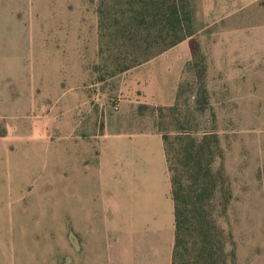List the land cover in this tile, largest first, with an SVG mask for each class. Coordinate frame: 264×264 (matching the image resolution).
Wrapping results in <instances>:
<instances>
[{
  "label": "rangeland",
  "instance_id": "obj_1",
  "mask_svg": "<svg viewBox=\"0 0 264 264\" xmlns=\"http://www.w3.org/2000/svg\"><path fill=\"white\" fill-rule=\"evenodd\" d=\"M211 2L190 0L193 56L173 104L145 109V119L162 133L218 136L213 170L231 194L211 210L236 264H264V0ZM122 9L0 0V264H90L127 230L104 223L81 190L95 166L90 136L116 103L114 76L188 31L133 50L112 22L126 23Z\"/></svg>",
  "mask_w": 264,
  "mask_h": 264
},
{
  "label": "crops",
  "instance_id": "obj_2",
  "mask_svg": "<svg viewBox=\"0 0 264 264\" xmlns=\"http://www.w3.org/2000/svg\"><path fill=\"white\" fill-rule=\"evenodd\" d=\"M210 1L222 9L232 0ZM189 38L114 76L116 103L113 110L103 109L101 130L90 136L95 166L81 190L96 199L97 209L102 207L96 214L104 223L126 224L127 230L109 235L107 257L99 259L95 248L90 264L172 263L175 215L163 133L146 122L141 105L173 104L192 57Z\"/></svg>",
  "mask_w": 264,
  "mask_h": 264
},
{
  "label": "trees",
  "instance_id": "obj_3",
  "mask_svg": "<svg viewBox=\"0 0 264 264\" xmlns=\"http://www.w3.org/2000/svg\"><path fill=\"white\" fill-rule=\"evenodd\" d=\"M117 1L125 4V9L120 10L119 14L125 16L126 23L119 25L121 17L114 18L112 22L121 37L134 41L133 50L146 44L150 46L158 39L173 38L181 31H188L142 61L192 34L186 27L192 19L190 0ZM143 32L144 42L140 46L137 40L141 39ZM189 43L193 56L195 47L192 37L189 38ZM201 59L200 57L198 61ZM141 107L164 108L147 105ZM162 136L175 215L171 264H236L234 249H227L223 229L211 210H214L217 202L226 205L231 194L221 176L213 170L215 157L220 155L218 136L213 132L196 136L182 126L174 134L167 131Z\"/></svg>",
  "mask_w": 264,
  "mask_h": 264
}]
</instances>
